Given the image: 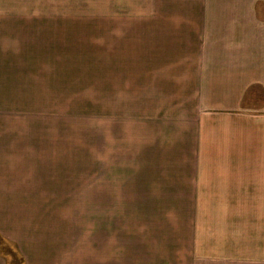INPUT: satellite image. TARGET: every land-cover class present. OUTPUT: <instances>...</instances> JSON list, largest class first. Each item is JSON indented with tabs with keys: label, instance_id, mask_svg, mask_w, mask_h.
Wrapping results in <instances>:
<instances>
[{
	"label": "rangeland",
	"instance_id": "1",
	"mask_svg": "<svg viewBox=\"0 0 264 264\" xmlns=\"http://www.w3.org/2000/svg\"><path fill=\"white\" fill-rule=\"evenodd\" d=\"M172 5L64 0L78 36L49 83L0 93V264H264V206L200 198L195 138L225 95L201 48L164 46Z\"/></svg>",
	"mask_w": 264,
	"mask_h": 264
},
{
	"label": "crops",
	"instance_id": "2",
	"mask_svg": "<svg viewBox=\"0 0 264 264\" xmlns=\"http://www.w3.org/2000/svg\"><path fill=\"white\" fill-rule=\"evenodd\" d=\"M171 1L166 14L177 33L167 40L176 43L164 46L201 48L217 64L208 91L225 95L207 108L215 118H203L195 138L200 174L210 185L198 188L200 198L212 196L211 206H264V99L261 106H244L248 93L251 102H262L250 94L264 89V0ZM65 14L64 0H0L1 94L18 98L40 79L49 83L48 50L78 36L74 18L66 27Z\"/></svg>",
	"mask_w": 264,
	"mask_h": 264
}]
</instances>
